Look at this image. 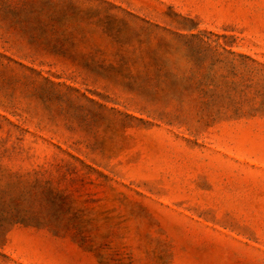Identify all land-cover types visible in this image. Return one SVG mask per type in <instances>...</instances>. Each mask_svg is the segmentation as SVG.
<instances>
[{
	"label": "rangeland",
	"instance_id": "rangeland-1",
	"mask_svg": "<svg viewBox=\"0 0 264 264\" xmlns=\"http://www.w3.org/2000/svg\"><path fill=\"white\" fill-rule=\"evenodd\" d=\"M0 264H264V0H0Z\"/></svg>",
	"mask_w": 264,
	"mask_h": 264
}]
</instances>
